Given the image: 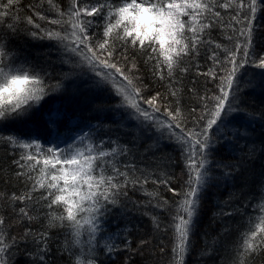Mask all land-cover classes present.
<instances>
[{
    "label": "snow or ice",
    "instance_id": "6c2138e0",
    "mask_svg": "<svg viewBox=\"0 0 264 264\" xmlns=\"http://www.w3.org/2000/svg\"><path fill=\"white\" fill-rule=\"evenodd\" d=\"M21 3L0 0V148L23 185L0 190V264H54V248L66 264L119 252L130 264L151 240L132 248L129 214L150 219L162 264H188L212 188L228 189L213 219L245 217L230 264H253L264 253V176L246 197L244 173L264 155V107L247 94L264 92V0H34L23 18ZM21 38L49 47L28 57ZM141 60L164 91L146 95ZM207 237L196 264L215 252Z\"/></svg>",
    "mask_w": 264,
    "mask_h": 264
},
{
    "label": "trees",
    "instance_id": "16d2710c",
    "mask_svg": "<svg viewBox=\"0 0 264 264\" xmlns=\"http://www.w3.org/2000/svg\"><path fill=\"white\" fill-rule=\"evenodd\" d=\"M34 0H22L20 8L22 11L20 12L21 18L27 15H31V11L28 10V5L32 4ZM90 2V0H89ZM62 7H67L68 0H59ZM47 5L45 4V8ZM49 16L54 18L53 13H47ZM45 23V22H40ZM260 28L256 32L255 35V44L257 52L264 50V12L261 13L260 16ZM102 31V30H101ZM16 46L22 49V54L27 55L28 57L34 58V53L37 51H44L49 47L48 42L42 43H32L31 41L25 40L23 38L20 41L16 42ZM206 70V69H202ZM141 71L145 76V83H147L150 87V91L146 93V95H152L156 91H164V87L160 82H153L152 79L149 78V75L146 69L143 66V61L141 60ZM251 71V69H249ZM194 73H188L185 77V84L187 87H192ZM187 87L185 88V95L183 96L182 103L186 108H190L193 106V98L190 94L187 93ZM249 97H254L256 104L259 107H264V92H262L259 88L256 91L249 92L247 94ZM103 97H99L96 102H100ZM257 111L259 108L256 109ZM85 120L89 119L90 113L85 108L80 113H77ZM94 118H92L93 120ZM74 123V122H73ZM29 127H37V125H30ZM63 132L64 129L61 128ZM84 131H88L87 128ZM256 133L258 139H264V133H262L259 123L256 125ZM41 137L46 136V132L43 129L40 132ZM42 143L44 140L42 139ZM64 145H61L63 147ZM171 151V149H168ZM173 155H177L178 153H173ZM225 158L227 154L221 153ZM12 157L8 155L7 150L5 148H0V190L6 191V193H11L12 191H20L23 187L22 184L17 182L14 179V173L17 171L15 166L11 164ZM174 174L176 177L180 175V168L176 167L174 169ZM262 176H264V155L260 157V159L256 160L255 164H253L248 171L244 173V183L246 185L245 196L247 197L249 194L256 191V185L261 180ZM5 181H8L5 184ZM241 186V180L238 177L236 181V187L239 189ZM148 188H153L154 185H147ZM161 191H164L161 188ZM228 193V189L225 188L223 190H218L216 188H212L205 195L202 205L200 208L199 217L197 219V226L193 235L194 246L192 248V253L188 257V264H196L195 258L197 254L200 252L201 248L204 246V240L202 239L205 233L208 234L207 239L212 241L213 238H216L215 244V252L211 257H205L202 264H230L231 257L234 255V249L239 243L240 234L244 228V220L245 217L241 215H236L232 217H227L224 219L222 223L220 219H213V212L218 210L217 205L214 203L215 196L218 194L219 199L223 200ZM166 196H170L171 193L164 191ZM134 199L142 198L139 193H130ZM242 204L243 201H240ZM251 210V209H250ZM249 208L244 209V212H250ZM129 218H132L134 227L132 231L129 233L132 239V248H136L137 244L141 239L151 240V243L146 244L142 250L143 254L137 253L131 257L130 264H162V258L164 257V253H161L160 247L163 245L160 244L159 239L153 238L152 233V224L148 217L129 214ZM115 219V217H113ZM11 222V221H10ZM124 221H119L120 226L124 225ZM226 225H230L228 232H223L222 230ZM112 231H115V227L112 228ZM167 239L166 237L164 238ZM170 251L166 249V252ZM57 253L55 248L53 249V257L54 264H66L67 256L64 258H56ZM129 254L127 252H119L116 254L114 259H109L105 261V264H124L125 257ZM221 257H224V260H221ZM18 264H25L24 258L21 257L18 261ZM253 264H264V253H261L259 256L255 258Z\"/></svg>",
    "mask_w": 264,
    "mask_h": 264
},
{
    "label": "bare ground",
    "instance_id": "6f19581e",
    "mask_svg": "<svg viewBox=\"0 0 264 264\" xmlns=\"http://www.w3.org/2000/svg\"><path fill=\"white\" fill-rule=\"evenodd\" d=\"M92 123H93V124L96 123L95 118L92 120ZM128 223L130 224L131 228H133V227H134L133 225H135V224L133 223L132 218H128Z\"/></svg>",
    "mask_w": 264,
    "mask_h": 264
},
{
    "label": "rangeland",
    "instance_id": "374dc122",
    "mask_svg": "<svg viewBox=\"0 0 264 264\" xmlns=\"http://www.w3.org/2000/svg\"><path fill=\"white\" fill-rule=\"evenodd\" d=\"M145 107H147V106L145 105ZM255 202H256V201L254 200L253 203H255ZM250 209H251V208H249V210H250ZM250 212H251V210H250ZM245 228H246V224L244 225L243 231H244ZM243 231H242V232H243Z\"/></svg>",
    "mask_w": 264,
    "mask_h": 264
}]
</instances>
